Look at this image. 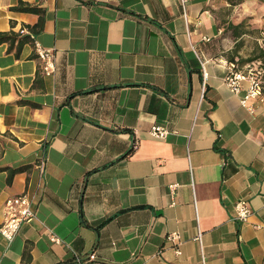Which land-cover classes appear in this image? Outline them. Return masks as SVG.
<instances>
[{
	"label": "crops",
	"instance_id": "crops-1",
	"mask_svg": "<svg viewBox=\"0 0 264 264\" xmlns=\"http://www.w3.org/2000/svg\"><path fill=\"white\" fill-rule=\"evenodd\" d=\"M255 30L264 0H0V227L11 197L36 212L0 264H264V103L224 82Z\"/></svg>",
	"mask_w": 264,
	"mask_h": 264
},
{
	"label": "built area",
	"instance_id": "built-area-1",
	"mask_svg": "<svg viewBox=\"0 0 264 264\" xmlns=\"http://www.w3.org/2000/svg\"><path fill=\"white\" fill-rule=\"evenodd\" d=\"M183 7L186 9L188 0H181ZM36 52L43 62V72L46 75H51L56 69L53 52L44 49L40 43L35 42ZM203 92L207 89V74L204 72ZM225 85L232 94H240L244 90V85L247 84L245 95L241 100L242 107L246 108L250 113L255 114L256 109L250 106L249 102L254 100L264 103V68L260 62H255L239 68L235 64H229L228 74L225 77ZM149 134L154 139L164 140L169 135V130L165 127L155 125L149 130ZM44 163L41 164L43 171ZM179 185L173 184L169 186L171 195H175ZM5 221L0 227V236L10 245L18 236L21 228L25 224H31L36 219V212L33 205V200L28 194H22L7 199L5 203ZM234 220L239 222H248L252 216V209L245 200L239 201L235 206ZM167 241L171 243L177 255H181V235L178 231H172L167 234ZM49 240L55 245L63 244L62 239L57 237L52 232L49 233ZM203 248V234L200 232L196 237ZM89 261L96 260V255L89 256ZM79 264H84L78 259ZM205 264V263H204Z\"/></svg>",
	"mask_w": 264,
	"mask_h": 264
},
{
	"label": "trees",
	"instance_id": "trees-1",
	"mask_svg": "<svg viewBox=\"0 0 264 264\" xmlns=\"http://www.w3.org/2000/svg\"><path fill=\"white\" fill-rule=\"evenodd\" d=\"M16 10L19 11H27V12H37L41 13L39 9L32 8V7H21L17 8ZM15 35L13 33H1L0 34V45L8 42H12L15 39ZM255 62H260L264 68V46L263 47H258L255 52V56L249 59L248 61L244 62V66L255 63ZM18 172V170H13L11 175H14Z\"/></svg>",
	"mask_w": 264,
	"mask_h": 264
},
{
	"label": "rangeland",
	"instance_id": "rangeland-1",
	"mask_svg": "<svg viewBox=\"0 0 264 264\" xmlns=\"http://www.w3.org/2000/svg\"><path fill=\"white\" fill-rule=\"evenodd\" d=\"M256 32H259V33H257V34L255 33L253 36V39L250 40V43H249L251 46V49H254L255 52H256V49L264 43L262 40L264 38V36L260 34V30H258ZM255 52H254V54H255Z\"/></svg>",
	"mask_w": 264,
	"mask_h": 264
}]
</instances>
